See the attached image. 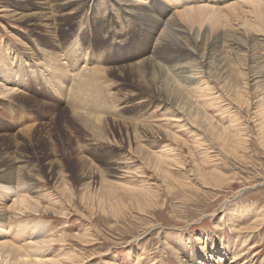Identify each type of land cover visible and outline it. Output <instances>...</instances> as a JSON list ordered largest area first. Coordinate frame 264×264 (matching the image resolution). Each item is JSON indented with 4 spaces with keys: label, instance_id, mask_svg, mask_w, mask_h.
Masks as SVG:
<instances>
[{
    "label": "rangeland",
    "instance_id": "obj_1",
    "mask_svg": "<svg viewBox=\"0 0 264 264\" xmlns=\"http://www.w3.org/2000/svg\"><path fill=\"white\" fill-rule=\"evenodd\" d=\"M112 1L113 6H106L107 0H93L90 4L93 7L91 11L86 7L82 12L70 15V22L51 35V38L45 34V28L33 30L27 22L38 12L34 3L0 0V8L4 6L15 12V17L10 19L2 17L3 14L0 13V71L8 72V69L18 65L20 73V81L14 86L7 80H0V86L5 83L6 89H14L7 94L3 92L4 88L0 87V155L4 151L14 152L18 149L19 155L14 156L16 165L38 177H35L36 181L29 183L22 180L13 184L15 189L24 187L22 194H32L34 202L38 203L37 212L25 213L23 209V212H18L13 208L14 205H10V199H0V210H6L14 216L7 224L14 226L20 221L42 223L46 241L48 238L51 244L45 257L58 256L61 259L74 254L82 257H79L80 264H148L150 260L158 264H203L205 259L201 255V247L205 245L211 249L212 244H216V256H220L219 251L222 249L229 253L232 250L249 249L246 251L247 261L239 259L233 264H247L249 260V264H264V150L257 137V124L260 123L261 113H256L259 107H263L254 97L260 88L256 91L251 87L255 85L248 80L249 74H246V78L237 74L232 78L240 84L243 80L246 84V88L242 89L241 100L237 99L235 92L229 87L221 89L214 86V91L199 90V83L181 87L180 95L183 94L182 97L190 103L191 109L187 107L190 112L196 107L200 109L199 112H206L205 115L222 128L231 124L245 127L243 128L247 131L245 130L244 149L239 151L237 158L227 156L216 143H210L207 134L204 138L200 132L199 134L193 132V129L189 130V126L183 129L173 123L171 117L165 118L164 112H170L165 105L149 103L145 99L136 100L133 96L139 88L131 83L130 74L121 70L128 66V46L140 38L143 23L140 24L141 21L136 18L122 19L121 10L115 4L116 1ZM158 3L159 1H156L151 6V11L155 14ZM42 12L46 13L49 21L53 20V17L56 18L54 14H49L48 10ZM110 14L118 17L119 25L116 23L109 30L105 26ZM260 43L255 42V45L258 48L259 60L264 66V52L260 51L263 44ZM228 49L224 48L225 55L228 54L226 56H230L231 50ZM245 65L247 66V62L236 67L235 71H243ZM55 67L57 68L53 71ZM71 68L81 74L83 81L87 79L82 86L77 85L81 76H77L76 71L65 73ZM229 79L228 82L231 80ZM213 83L217 84L212 80L210 85H214ZM190 97L193 100H190ZM194 101L198 102L195 104ZM262 103L264 105V99ZM70 107L79 110L83 108L84 111L81 109V112L86 109V112H94L91 113L93 116H99L98 120L101 122L96 124L97 129L95 125L91 127V123H86V126L90 124L89 129L85 124L73 119ZM130 122L142 126L153 124L163 129L171 124L169 131L176 134L186 146H181L183 143H175L171 139L143 136L139 142L134 141L124 133V126H133ZM198 138H204L205 142L200 145ZM137 143L143 146L142 154L136 151ZM178 144L184 148L183 159L187 170L192 167L193 162L205 167L208 165V170H213L214 165L215 171L223 178H216L217 181L209 184L207 189L198 187L197 178L191 180L185 171L171 169L173 173L170 175L181 185L185 184V187L181 189L173 186V190H167L161 185V181L153 177L145 158L148 153L159 152L160 148L175 149ZM203 153L207 155L205 159ZM121 159L123 161L120 162ZM51 160L59 162L61 169L48 171L47 164ZM84 161L96 173V181L78 180L80 172L78 174L76 164ZM116 165L122 168L113 171V168H117ZM99 171L101 175H98ZM108 171L116 175H107ZM105 179L111 183L107 184ZM85 186L88 191L83 189ZM28 187L30 193L27 192ZM124 188L156 192V197L151 199L152 202L140 200L137 204L131 198L132 191ZM137 197L138 195L134 198ZM109 199H113L112 202ZM7 206L10 209H7ZM228 217H236L234 227ZM257 217H263L259 232L244 233L243 228L252 225ZM243 238H248L247 246H242ZM165 241L167 245L164 244ZM171 249L176 251L177 255L171 254ZM228 260L221 264H227Z\"/></svg>",
    "mask_w": 264,
    "mask_h": 264
},
{
    "label": "bare ground",
    "instance_id": "obj_2",
    "mask_svg": "<svg viewBox=\"0 0 264 264\" xmlns=\"http://www.w3.org/2000/svg\"><path fill=\"white\" fill-rule=\"evenodd\" d=\"M9 1H14V2L22 1V2L34 3V5H36L35 8L37 9L36 12L37 11L38 12L37 13L35 12L36 16L32 17V19H30L27 22L29 23L31 27H33V30L38 29V28H45L44 32L46 35H49V37L55 34L56 31L60 30L62 27L67 25L68 22H70L69 21L70 15L76 14L78 12L80 13L86 7L88 8V11H91V8L93 9V7L90 6L93 0H9ZM115 1L119 2V3L115 2V4L121 10L122 19L136 18L139 21H141L140 24L143 23L140 29V34H139L140 38L137 40L134 39L135 41L132 42V44L134 45L130 44V46H128V57L126 58V61L128 62V66H126L124 70H121V71H125L129 73L130 78H131L130 79L131 83L133 82L132 84H134L135 87L139 88V90H137L138 92L135 91L136 94L133 95L136 98V100L142 101L145 99V100H148L149 103L157 102L158 105L159 104H161V106L162 104L165 105L167 110L169 109L170 111V112H164L165 114L163 113L165 115L164 116L165 118L171 117L174 120L173 123L175 124L177 123L178 125H180V128L184 129V127L189 126L190 128L189 130L193 129L194 130L193 132H197V133L200 132L203 135V137L206 136L207 134L210 140V143H213V144L216 143L219 149L222 152H224V154H226L227 156L231 155L237 158L238 157L237 155H239V151H242L246 145V133H245L246 129H244L245 127L244 126L241 127V125L240 127H237L236 125L231 124L227 128H224V127L222 128L216 125L210 117L205 115L206 112L205 114H203L204 111L199 112L200 109L198 110L196 109V107L194 108L193 104H192V107L194 108V111L190 112L189 111L191 109L189 105L190 103H188V100H185L182 97L183 95L182 93H181L182 95H180V91H181L182 86L184 85L189 86L195 83L196 84L199 83L198 84L199 90L201 91L203 90L204 91H214V86H216L217 88H221V89L224 87H229L233 89V91L235 92L234 94H236L237 99L241 100L242 93H243L242 89L246 88V84L244 83L243 80L241 81V84H240L232 78H234L235 74H237V76H240L242 78L245 77L246 74H249L250 78L248 80L253 85H255V86H252L250 84L251 87H253L254 90L256 91L258 90V88H260V91L257 93V95L256 96L253 95V96L255 97V99H257L260 106L263 107L262 109H260L259 107V110L256 113H261L259 115L261 116L260 123L259 125L257 124L258 132H259V134H257V137H259L258 138L259 144L261 148L264 150V105L262 103L264 99V66H262L259 60L260 58L258 57V48H256V45H255V42L256 43L261 42L260 44H263V45L260 51L264 52V0H118V1L115 0ZM156 1H159V3H158V8H157V13L155 14L151 11V6ZM113 4H114V1L112 0H107L106 2V6H113ZM28 9L33 10V8H28ZM11 10L9 11L7 7L3 6L2 8H0V13L3 14L2 17L9 18V19L12 17L14 18L15 12ZM42 10H48L49 14L51 15L54 14L56 18L54 19V17L52 16L53 20H51L49 17V19L51 20L49 21L48 17L45 16L46 13H43ZM117 19L118 17L110 14V16H108L106 19L105 27L107 29L109 28L110 30V28L114 24L117 23ZM224 48H229L231 50L230 56H226L228 54L225 55L226 52L224 51ZM61 60H59L58 63H60ZM246 62H247V66L246 65L243 66L244 67V69H242L243 71H240V72L235 71L236 67H240L244 63L246 64ZM17 68H18V65L14 68L11 67L10 70L8 69V72L4 71V73H2L0 71L1 82H3L4 80L5 81L7 80V82L12 83L13 86L16 84V82H19L20 73L18 72ZM56 68L57 67L53 68V71ZM80 69L82 70V68ZM100 70H103V69H100ZM62 71H64V69ZM75 71H76L75 68L73 69L71 68V70H67L65 73L66 74L70 72L74 73ZM85 71H88V70H85ZM8 76L9 77L11 76L10 79H6V77ZM77 76L80 77L81 74L77 72ZM228 79L230 80L229 82H228ZM212 80H215L217 84L213 83L214 85H210V83L212 84ZM84 81L81 76L80 81H78L77 83V85H79L78 87L82 86ZM4 84L5 83H2L0 86L2 89L4 88L3 90L4 93L8 94L14 90L13 88L6 89ZM96 86L98 87V85ZM196 89L194 91H196ZM226 91H228V89ZM79 92H82V94H85L83 93V91L79 90ZM71 93H74V92L71 91ZM89 94L91 93L89 92ZM85 95H84V98H85ZM199 96H201V93L199 94ZM260 96L262 98H260ZM80 99L81 98H79V100ZM190 100H193V99L191 98ZM100 101H102V99ZM199 103L197 104V107L199 106ZM82 104H84V102ZM187 107H190V109L187 110ZM81 109L83 108H80V110ZM70 110H72L71 112L73 114L72 115L73 119L75 118L76 120L80 121L82 124H85L84 126H86L87 125L86 123L88 122V123H91L92 125L91 127L95 125L97 129L96 124H100L101 122V121L99 122L98 120L99 116L97 114L96 115L98 117H95L91 114L94 112H86L87 111L86 109H85V112H81L79 108H72ZM95 110H97L96 106H95ZM243 123L244 122H242V124ZM144 125L142 126V124L136 123V125L133 124V126L130 125V127L124 126L125 128L124 133L127 137L137 142H139L140 138L143 139V137H151V138L171 139L175 143H179V142L183 143L181 144V146L182 145L186 146V143L181 142L179 140L180 138H178L176 134L174 135L169 131L168 128L171 126V124L168 128H164V129L163 127L161 128H159L158 126L156 127L153 124L152 125L150 124L151 126L150 125L144 126ZM86 127L90 129V124L89 126H86ZM195 136L197 137V134H195ZM198 139L197 141H199L200 142L199 144L202 145L201 143L204 140L202 138H198ZM178 145L175 147V149L174 148H168V149L164 148L165 150H161L160 148L159 152H151V153L146 152L148 153V155L146 156L145 161L147 165L150 167V169L152 170L151 172H152L153 177L161 181L160 182L161 185H163L167 190H173L174 189L172 188L173 186L180 187V188L185 187V184L181 185L177 180L174 179L172 175H170V173L171 174L173 173L171 172L172 170L173 171L175 170L185 171L186 175H188L189 178H191V180L192 178H197L196 183L198 184V187L201 186L204 188L210 187L209 184H214V182L217 181L216 178L220 180L223 178L221 174L215 171L216 169L214 165L212 168L213 170H208L206 168L208 165L205 167L202 164H196L195 162H193L192 167L189 170H187V165L186 163H184L185 161L183 159V157L185 156L183 155L184 148L181 147L180 145L179 147ZM136 148H135L136 151L142 154V151L144 150L143 146L137 143ZM6 150H9V149H6ZM18 152H19L18 149L14 152L9 150V151H4L0 155V199L1 200L10 199L12 201V204L10 205H14L13 208H16L17 211L18 210L22 211L23 209L25 213L26 212L31 213V212H35L36 209H38V203H36V201L34 202V199L31 196L32 194H27V193L22 194L21 191H22V188L24 187H22L21 189L19 188L15 189L13 184L16 181H22V180L28 181L29 183L32 180L36 181L37 180L36 178L38 177H36V174H34L35 175L34 176L31 173L25 172L23 170L24 168L20 169L21 166L18 167L16 165L17 162H15L16 160L14 159L15 158L14 156L19 155ZM189 155L190 153H188V156ZM203 156H204V159L207 157V155L204 153H203ZM78 158L83 160V158H80V157ZM121 161L123 160L121 159L120 162ZM85 162L86 161H84V163H80L79 165H78L79 162L76 164V170L78 174L80 172L79 177L76 175L78 177V180L84 182V180L92 181L94 179L96 181L95 179L96 173L93 171L91 166L85 164ZM59 166H60L59 162H56V160H51L50 163L47 164V167L49 169L48 171L60 170L61 168H59ZM116 166L117 168H113L112 169L113 171H117V169L120 168L119 165H116ZM28 171L30 172V170ZM111 171H108L109 174L107 173V175H111V176L116 175L114 174V172L112 173ZM98 175H101V173ZM101 177L102 176H100V179ZM105 180L107 184L111 183V182L108 183L107 179ZM100 181H102V179ZM101 183L103 184V182ZM112 184L114 185V183ZM116 184L118 185V183ZM117 185L115 187H117ZM86 186L83 189L88 191V189H86ZM30 188L28 189V191L26 189L28 193H30ZM126 190L132 191L131 198L134 199L137 204H138V201L139 203L141 201H146L148 203L150 201L152 202L151 199L156 197V192L152 193L150 191L148 192L147 190L144 191L145 189L144 190H132L128 188ZM41 195H39V197H41ZM137 195L138 197L134 198ZM42 197H44V194ZM8 206H7V209L9 208ZM41 209H44V208H41ZM10 214L6 210H3V211L0 210V264H80L79 257L81 256L74 255V254L72 256L67 255V258L66 256H64L65 258H61V259L58 256H57L58 258L56 257L57 259L56 258H46L45 254L47 255L51 244L48 238L46 241L44 225L40 222L31 223L28 221L26 222L20 221L14 226H11V225H8L7 222L9 220H12L14 216L12 217V215ZM235 218L236 217H228V219L231 222V225L235 223L236 221ZM262 221H263V217L254 218L252 225L250 226L248 225V227H244L242 231L247 234L257 233L259 232V229L262 226V223H263ZM232 227H234V225ZM24 236L29 237V238H24ZM247 239L244 240L243 238V242L241 243H243L244 245L242 246H247L246 241H249ZM213 242L214 241L212 240V243ZM164 244L167 245L166 241L164 242ZM215 245L216 244H212L213 246L211 247L212 250L208 249L205 245L201 247L202 249L201 255L204 256V259H205V262L203 264H221L228 260L229 255H230V260H228L227 264L236 263L238 262L239 259L240 261L247 259L248 252L246 251L249 250L248 248H247L248 250L246 251L243 250L244 252L239 249L240 251L232 250L231 253L224 251L222 249L221 251H219L220 256L218 255L216 256L215 255L216 250H214V248H216ZM240 246L241 244L239 245V248ZM234 247L235 245L233 244L232 248ZM228 248L226 250H228ZM208 250L211 252L208 253L209 252ZM169 252L173 255H177V252L173 251L172 249L169 250ZM199 254L200 252L197 253V256ZM153 262L154 261L150 260L148 264H158V263H153ZM249 263H251L250 260L247 264ZM199 264H202V263H199Z\"/></svg>",
    "mask_w": 264,
    "mask_h": 264
}]
</instances>
